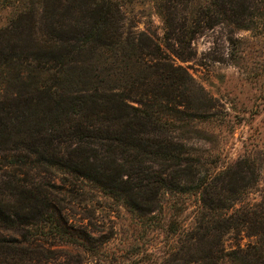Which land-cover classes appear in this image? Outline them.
Returning <instances> with one entry per match:
<instances>
[{"label": "trees", "instance_id": "16d2710c", "mask_svg": "<svg viewBox=\"0 0 264 264\" xmlns=\"http://www.w3.org/2000/svg\"><path fill=\"white\" fill-rule=\"evenodd\" d=\"M3 1L11 12L0 25V171L12 172L0 173V264L26 260L24 248L37 236L19 241L10 233L28 225L49 222L54 237L76 243L47 212L48 197L29 178L32 169L83 180L94 175L107 195L140 214L145 199L150 209L165 193H206L211 174L196 179L199 159L187 143L209 100L187 70L164 56L155 33L128 29L112 0ZM253 2L215 0V18L203 4L192 16L209 21L202 29L248 30L255 25ZM170 3L160 12L165 39L183 47L196 32L176 20L178 7ZM242 173L236 172L239 181ZM249 224L264 230V216ZM162 228L183 234L174 219ZM259 243L244 252L251 258L245 264H264ZM232 255L209 264H228Z\"/></svg>", "mask_w": 264, "mask_h": 264}, {"label": "rangeland", "instance_id": "374dc122", "mask_svg": "<svg viewBox=\"0 0 264 264\" xmlns=\"http://www.w3.org/2000/svg\"><path fill=\"white\" fill-rule=\"evenodd\" d=\"M112 1L120 6L126 27L155 33L164 56L187 70L208 98V114L193 123L187 144L199 159L196 179L210 173L211 181L199 196L160 195L151 210L145 199L140 214L107 195L94 175L83 180L66 171L32 169L29 178L48 197L47 212L76 243L54 237L49 222L13 230L10 236L19 241L37 236L24 248L23 264H209L232 252L236 255L228 264H245L251 258L244 252L264 242V230L249 227L253 217L264 216V19L259 17L264 5L253 2L251 29H202L209 21L198 22L192 10L207 5L215 18V0ZM169 1L178 7L176 20L188 21L196 32L183 47L165 39L160 12ZM7 6L0 0V25L11 12ZM172 219L182 236L162 228Z\"/></svg>", "mask_w": 264, "mask_h": 264}]
</instances>
